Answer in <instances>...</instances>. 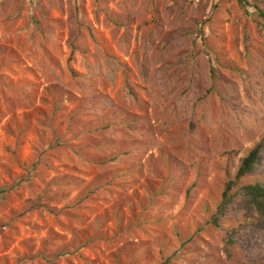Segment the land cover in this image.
<instances>
[{"label": "rangeland", "instance_id": "obj_1", "mask_svg": "<svg viewBox=\"0 0 264 264\" xmlns=\"http://www.w3.org/2000/svg\"><path fill=\"white\" fill-rule=\"evenodd\" d=\"M259 10L0 0V264H264Z\"/></svg>", "mask_w": 264, "mask_h": 264}, {"label": "trees", "instance_id": "obj_2", "mask_svg": "<svg viewBox=\"0 0 264 264\" xmlns=\"http://www.w3.org/2000/svg\"><path fill=\"white\" fill-rule=\"evenodd\" d=\"M238 1L242 2L243 0ZM259 14L264 17V11L259 10ZM263 146V143L258 144L243 159L236 175V181H239L240 179L254 173ZM235 184V182H230L227 185V190L223 194V201L220 207L221 209L226 208L233 201V196L229 195V192L233 189ZM243 191L247 204H249L250 208L255 210V213H257V215L264 221V183L260 181L252 185L244 186Z\"/></svg>", "mask_w": 264, "mask_h": 264}]
</instances>
